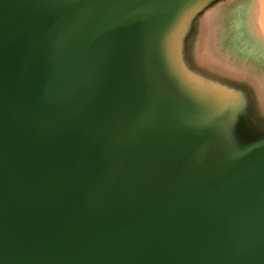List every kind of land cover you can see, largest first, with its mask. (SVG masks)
<instances>
[{"label":"water","instance_id":"95a60500","mask_svg":"<svg viewBox=\"0 0 264 264\" xmlns=\"http://www.w3.org/2000/svg\"><path fill=\"white\" fill-rule=\"evenodd\" d=\"M225 0H0V264H264V114L195 62Z\"/></svg>","mask_w":264,"mask_h":264},{"label":"crops","instance_id":"0c3cea01","mask_svg":"<svg viewBox=\"0 0 264 264\" xmlns=\"http://www.w3.org/2000/svg\"><path fill=\"white\" fill-rule=\"evenodd\" d=\"M227 7L228 11H239V7H249L248 18L243 15V28L244 34L257 37V50L251 46L244 47V54L236 55L232 50L239 49L238 45L233 40V46H222L220 43L213 44L212 37L214 28L213 18L221 7ZM246 9H243V11ZM213 17V18H212ZM247 21V23H246ZM246 27H250L246 29ZM257 28L255 33L254 29ZM233 31L228 30L229 35L235 32L234 29L238 28L236 18H232ZM217 37V35H216ZM220 42V41H219ZM195 62L196 65L205 69L211 75L218 76L224 79L232 80L239 85L248 88L253 96L255 105L258 110L264 114V0H225L224 2L216 5L210 9L200 19L198 32L195 36ZM249 51L251 54H246ZM232 53V56L229 53Z\"/></svg>","mask_w":264,"mask_h":264},{"label":"rangeland","instance_id":"374dc122","mask_svg":"<svg viewBox=\"0 0 264 264\" xmlns=\"http://www.w3.org/2000/svg\"><path fill=\"white\" fill-rule=\"evenodd\" d=\"M243 9H246L243 11ZM242 9V6L239 7V11H235L232 9V11H228L227 7H221L218 11H216V14L214 15L213 18V25L214 28L211 29L213 31V44L216 41V45H219L220 43L222 44V46H227V42L229 43V47L231 48V46H233V40L236 43V45H238L239 49L237 50H232L236 55L238 54H244V47L245 46H251L252 48L255 49V51L257 50V37L254 36H249L250 38H248V35L244 34L243 28L245 29V27H243V15H245L248 18V10L249 7H244ZM236 18V22L238 23V28L234 29L235 32L232 34L231 36L229 35L228 30L231 29V31H233V28H230V26L232 25V18ZM247 23V21H246ZM245 24V23H244ZM250 27H246V29H248ZM254 29L255 33L257 32V28H252ZM217 35V37H216ZM220 41V42H219ZM238 53H236V52ZM246 54H251L249 51H246ZM232 56V53H229Z\"/></svg>","mask_w":264,"mask_h":264}]
</instances>
